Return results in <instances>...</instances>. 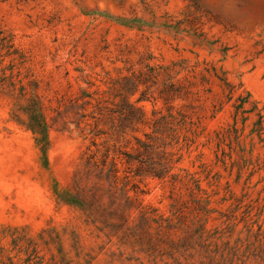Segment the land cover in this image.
<instances>
[{"label":"rangeland","instance_id":"374dc122","mask_svg":"<svg viewBox=\"0 0 264 264\" xmlns=\"http://www.w3.org/2000/svg\"><path fill=\"white\" fill-rule=\"evenodd\" d=\"M1 32L0 77L35 84L52 127L44 155L0 94V264H264V0H0ZM95 126L128 152L161 137L136 241L62 199Z\"/></svg>","mask_w":264,"mask_h":264},{"label":"trees","instance_id":"16d2710c","mask_svg":"<svg viewBox=\"0 0 264 264\" xmlns=\"http://www.w3.org/2000/svg\"><path fill=\"white\" fill-rule=\"evenodd\" d=\"M2 35L1 32L2 46L11 48L8 37ZM12 78L5 75L0 77V94H11L17 101L26 100L23 112L28 119L26 122L19 120V123L34 134L36 145L46 155L49 148V131L52 126L47 122L43 104L36 92L37 86L32 85L30 90L25 85L16 88V83ZM104 134L106 132L97 129V126L89 130L88 135H91V142L83 154L82 170L74 175V191L64 194L62 199L66 204L88 213L89 217H93L92 222H101L113 234H119L121 239L134 238L136 241L139 236L137 229L126 227L128 212L133 204L129 191H136L138 184L146 177L165 178L171 168L168 161H163L165 152L161 150V153L159 150L163 147L159 143L161 137L154 138L145 135L147 142L135 139L137 149L128 152L116 144L110 146L108 141L100 142L99 139ZM155 156L158 160L154 159ZM120 173H124V176L119 177ZM196 189L201 195L204 194L200 186H196ZM105 197L108 198V203L104 202ZM210 197L206 195L197 201L200 208L195 222L200 235L206 230L205 226L210 215L208 209L211 203ZM173 209V215L180 219V208L175 204ZM145 214L141 211L143 217ZM110 218L115 221L111 222ZM164 221L168 223L167 230H170L172 224L168 219Z\"/></svg>","mask_w":264,"mask_h":264}]
</instances>
